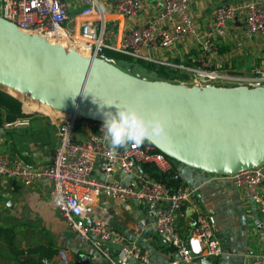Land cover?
Returning <instances> with one entry per match:
<instances>
[{
  "label": "built area",
  "instance_id": "built-area-1",
  "mask_svg": "<svg viewBox=\"0 0 264 264\" xmlns=\"http://www.w3.org/2000/svg\"><path fill=\"white\" fill-rule=\"evenodd\" d=\"M200 1L0 0V17L53 44L71 46L81 40L89 57L104 58L106 52L114 51L187 74V79L176 82L264 87V0H208L213 8L211 18L196 21L192 6ZM109 14L121 15L130 28L120 32L109 23ZM237 24L243 34L241 41ZM255 38L260 39L261 62L250 76H232L211 69L221 40L236 42L231 51L236 56L251 49L248 44ZM179 48L189 49L177 53L180 63L157 56L176 53ZM192 49L199 53V58L193 57ZM186 59L190 65L185 63ZM56 121L58 145L51 162L31 166L16 154L0 153V179L27 186L41 180L49 182L52 202L69 230L87 246L90 262L136 264V260L139 264H151L148 252L136 241L121 245L120 253L115 255L112 250L123 239L103 220L93 225L88 222L94 203L102 196L145 206L156 235L175 249L176 256L170 264H189L196 256L222 257L223 246L208 215L196 209L189 238L179 227L180 220L187 218L185 206H197L196 190H174L141 171L142 166L151 164L161 173H170L176 169V161L148 141L138 147L120 148L113 154L104 140L103 123L75 114H61ZM119 174L133 177V182L123 183L117 178ZM211 176L248 194L247 199L256 206L264 239V165L234 175ZM144 231L145 227L139 224L134 234L140 236ZM244 264H264V254L247 257Z\"/></svg>",
  "mask_w": 264,
  "mask_h": 264
},
{
  "label": "water",
  "instance_id": "water-1",
  "mask_svg": "<svg viewBox=\"0 0 264 264\" xmlns=\"http://www.w3.org/2000/svg\"><path fill=\"white\" fill-rule=\"evenodd\" d=\"M114 61L86 57L0 17L1 89L101 123L103 114L115 113L116 106L135 107L165 122L167 135L149 143L206 174L234 175L264 165V87L148 80L121 70ZM88 222L95 223L92 218Z\"/></svg>",
  "mask_w": 264,
  "mask_h": 264
},
{
  "label": "crops",
  "instance_id": "crops-1",
  "mask_svg": "<svg viewBox=\"0 0 264 264\" xmlns=\"http://www.w3.org/2000/svg\"><path fill=\"white\" fill-rule=\"evenodd\" d=\"M192 12L196 21H207L211 18L213 8L208 0H201L193 4ZM107 17L109 23L116 25L120 32L130 28L128 22L119 14H109ZM236 27L238 41H241L243 40L242 31L239 29L241 26L237 24ZM259 42L260 39L255 38L248 44L252 45L251 49L241 55L232 56L231 51L236 42L226 41L225 43L221 40L218 55L212 59L214 65L211 69L227 72L232 76H250L252 70L261 62ZM182 49L179 48L178 52L169 55L162 53L157 56L159 59L168 58L171 62H181L179 60L181 56L177 53L182 54V52L189 51L188 48ZM192 54H194L193 57L199 58V53L194 49H192ZM185 63H190V61L186 59ZM219 67L221 68L218 69ZM23 111L29 115L24 108ZM56 120L57 118H50V122H46V120L31 116L6 125L5 128L13 129L17 136L15 135L14 145L9 146V151L0 153L16 154L31 166L47 165L51 162L58 145ZM1 144L0 139V146ZM176 171L182 180L180 189L196 190L197 206L186 205L187 218L179 222L182 234L186 238L191 236L195 211L198 209L212 219L216 235L221 240L224 250L220 258L196 256L189 264H205V260L210 264H244L247 257L264 254V239L256 206L252 200L247 199L248 194L240 192L230 184L218 182L209 174L181 164L176 166ZM117 178L125 184L133 182V177L126 174H119ZM50 194L51 187L46 180L27 186L18 181L0 179V228L13 231L16 237V247L25 254L20 258L22 261L34 258L42 263L47 260L49 264H65L66 261L79 264L76 262V253L81 252L83 255L86 252L87 255L88 248L80 243L69 230L52 202ZM91 218L94 222L105 221L108 227L123 239V241H118L112 250L115 255L120 253L121 245L136 241L142 250L148 252L151 264H170L176 256L175 249L156 235L152 220L143 205L124 204L102 196L94 203ZM139 224L145 227V231L140 236H136L134 230ZM0 243L2 244L0 245V264H19V259L8 251L1 240ZM50 247L58 250V254L51 260L42 258L39 252H29L39 248L47 251ZM84 257L87 256L82 257V264H86ZM133 262L139 264L136 260Z\"/></svg>",
  "mask_w": 264,
  "mask_h": 264
},
{
  "label": "trees",
  "instance_id": "trees-1",
  "mask_svg": "<svg viewBox=\"0 0 264 264\" xmlns=\"http://www.w3.org/2000/svg\"><path fill=\"white\" fill-rule=\"evenodd\" d=\"M106 57L113 59V60H119V61H126L130 63H137L140 64V66L144 67L145 69L156 72L158 77L162 80L167 81H176V80H184L187 79L186 74H181L179 70H175L163 65H158L153 62H147L144 60H138L133 58L132 56L125 55L122 53L114 52V51H108L106 52ZM176 63H180V61H177ZM187 65H190V63H186ZM31 115H26L23 111V103L20 99L13 96L9 92L3 90L0 88V139L3 134L9 133V131L5 128L6 125L13 124L17 122L18 120L29 118ZM177 164H180L177 162ZM141 171L149 176V178L154 179L156 181L162 182L173 188L174 190H179L182 185L181 178H175L172 179L170 177L177 174L176 169L171 171L170 173H161L159 172L153 165L147 164L142 166ZM15 234L12 230L6 229V228H0V240L6 245V248L9 252L14 254L19 260V264H43L40 260H36L34 258H29L27 260H20L21 257H23L25 254L23 251H20L16 247L15 243ZM0 245H2L0 243ZM30 253H37L39 252L42 258L51 260L53 259L57 254L58 250L55 248L50 247L47 251H45L44 248H39L37 250H30ZM83 255L81 252L76 253V262L79 264H82L83 261ZM90 264H100L91 262Z\"/></svg>",
  "mask_w": 264,
  "mask_h": 264
},
{
  "label": "clouds",
  "instance_id": "clouds-1",
  "mask_svg": "<svg viewBox=\"0 0 264 264\" xmlns=\"http://www.w3.org/2000/svg\"><path fill=\"white\" fill-rule=\"evenodd\" d=\"M111 106V105H109ZM115 113H104V140L109 151L116 154L129 145L141 146L153 137L166 136L165 122L158 117H146L135 107H118ZM60 203V200H57Z\"/></svg>",
  "mask_w": 264,
  "mask_h": 264
},
{
  "label": "rangeland",
  "instance_id": "rangeland-1",
  "mask_svg": "<svg viewBox=\"0 0 264 264\" xmlns=\"http://www.w3.org/2000/svg\"><path fill=\"white\" fill-rule=\"evenodd\" d=\"M114 64L118 68H120L121 70H123L125 72H128V73H130L132 75L139 76L141 78H146L148 80H159L160 79L156 72L149 71V70L145 69L144 67L140 66V64H137L135 62L134 63H130V62H126V61L116 60V61H114ZM19 99H21L22 101H25L22 98H19ZM31 102L34 105H36V106L38 104L40 105V103H38V102H36L34 100L31 101ZM27 113L29 115H31L33 118L41 119V120L43 119V120H46V122H48V121L50 122V118L56 119V118L61 117V114H54L53 116H49V115L44 116V115H42L43 113H40V112H33V113L27 112ZM8 131H9V133L3 134L1 136L2 144L0 146V152H8L9 151L8 150L9 146H13L14 145V141H15V138L17 136L16 132L13 129H8ZM46 134L48 135L49 133H47V131H46ZM8 139H10V140H8ZM83 256H87L86 252L83 253ZM67 264H71V262H68Z\"/></svg>",
  "mask_w": 264,
  "mask_h": 264
},
{
  "label": "bare ground",
  "instance_id": "bare-ground-1",
  "mask_svg": "<svg viewBox=\"0 0 264 264\" xmlns=\"http://www.w3.org/2000/svg\"><path fill=\"white\" fill-rule=\"evenodd\" d=\"M64 46V45H63ZM65 48H72L74 50H77L78 52H80L82 55L86 56V57H89L87 55V52H86V45L83 41L79 40L76 44H72L71 46H64ZM11 94L15 97H19V98H22L24 99L25 101H23V108L25 111H28V112H40V113H43L45 115H49V116H53L54 114H62V113H59V112H56L54 111L51 107L49 106H46V105H42V104H38L37 106L34 105L31 101V99L29 98H25L23 97L21 94L17 93V92H13L11 91ZM59 116V115H58Z\"/></svg>",
  "mask_w": 264,
  "mask_h": 264
}]
</instances>
